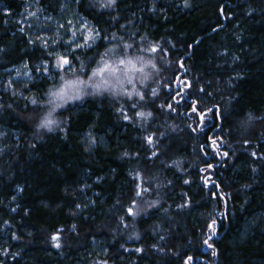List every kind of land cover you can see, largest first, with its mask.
<instances>
[{
    "label": "trees",
    "instance_id": "obj_1",
    "mask_svg": "<svg viewBox=\"0 0 264 264\" xmlns=\"http://www.w3.org/2000/svg\"><path fill=\"white\" fill-rule=\"evenodd\" d=\"M79 8L105 40L73 55L70 74L125 42L150 59L144 98L90 95L61 111V130L41 129L55 81L36 64L51 54L4 13L21 1L0 0V73L26 61L39 77L25 100L0 94L14 133L0 157V264H264V158L251 155L264 157V0Z\"/></svg>",
    "mask_w": 264,
    "mask_h": 264
},
{
    "label": "rangeland",
    "instance_id": "obj_2",
    "mask_svg": "<svg viewBox=\"0 0 264 264\" xmlns=\"http://www.w3.org/2000/svg\"><path fill=\"white\" fill-rule=\"evenodd\" d=\"M21 10L16 13L4 10V13L11 17L19 25L20 30L23 29V33L26 38L35 46L47 49L51 53L50 60H42L36 64L39 72L46 73V77L54 82L50 86L49 91L45 95L42 106L44 113L42 120L52 112V119L57 123L52 125V131L61 130L62 123L64 121L61 111H63L69 104H76L82 98L90 95L106 94L115 98H128L127 95L120 94V88L123 92H136L135 86L138 82L141 83L146 78L145 72L150 66L149 57H145L139 53L130 54L129 48H125L127 45L125 42L115 41L107 42L104 46V53L99 56V59L94 61L91 65H81V76L70 74L75 66L73 55L78 52L85 53L89 49L96 46L100 40H105L101 36L99 30L91 23V21L80 11V0H62L60 4L52 10L48 4H43L42 0H20ZM117 1V0H116ZM90 7L97 10H112L115 4L111 7H104L107 0H86ZM35 13L36 15H31ZM69 21L71 23L69 24ZM122 44H119V43ZM45 43L47 47H45ZM109 49H115V52H109ZM108 53L105 56V53ZM123 54H126L129 58L135 61L136 57H143L144 63L136 62V66L143 67L144 71L141 72H129L128 69L119 68L118 75H120L122 85H117L116 80L105 74V78L109 80L108 85L102 87L99 91L92 88L86 89L88 94L82 95L80 99H67L60 100L51 96L52 92H56L63 86L64 80L74 79L79 77L83 80H89L92 78V72L97 68L102 67V61L108 60L113 67H117V62L120 58H123ZM68 59L69 64L60 65L59 57ZM61 72L56 78V74L50 73V71ZM132 77V82L128 83V77ZM64 79H61V78ZM33 68L28 62H22L15 66L9 67L0 73V94H9L11 96H18L25 100L27 93L25 90L29 84L35 80H38ZM97 83L102 82V78L97 76L94 78ZM55 101L50 104L49 100ZM40 121V123L42 122ZM48 131L47 129H45ZM14 133L12 130L0 126V157L10 142V139Z\"/></svg>",
    "mask_w": 264,
    "mask_h": 264
},
{
    "label": "snow or ice",
    "instance_id": "obj_3",
    "mask_svg": "<svg viewBox=\"0 0 264 264\" xmlns=\"http://www.w3.org/2000/svg\"><path fill=\"white\" fill-rule=\"evenodd\" d=\"M115 2H116V0H107V3H105L103 6L104 7H111V6H113L115 4ZM221 14H223V9H221ZM31 15L35 16L36 14L32 13ZM70 23H71V21H69V24ZM21 31H23V29H21ZM44 46L47 47V44L45 43ZM124 47L125 48H130L132 46L131 45H124ZM108 51L109 52H115V49H109ZM151 51L155 52V51H157V49L155 47H152ZM107 55H108V53L106 52L105 56H107ZM58 59H59L60 65L69 64L68 59H66V58H64L62 56L59 57ZM136 62L144 63L143 57H139L138 56V57L135 58V61H134L132 58H129L126 54H123V58H120L118 60V62H117V67H113V65L110 64L108 62V60H103L102 61L103 66L97 68L95 71L92 72V78L91 79L86 81V80H83V79H81V78H79L77 76L74 79L64 80L63 86L60 87V89L58 91L52 92L50 95L53 96V97H56V98H58L60 100L80 99V98H82V95L88 94L86 92V89H88V88H92V89H94L96 91H99L102 87H104L106 85H108L110 87H114L113 85L109 84V80L107 78H105V74H108L109 76L113 77L116 80L117 85H122V81H121L120 75L117 74L118 71H119V68L121 66L123 68L128 69L129 72H141L142 73L144 71L143 67H139L138 68L136 66ZM153 67H154V65H153ZM181 67H183L182 64H181ZM97 76L102 78V82L101 83H97L95 81L94 78L97 77ZM61 79H64V78L62 77ZM131 82H132V77L129 76L128 77V83H131ZM120 94L127 95L129 99H131L133 95L138 96L141 100H143V98H144L143 95L141 93H139V92H127V93H125V92H123L122 87L120 88ZM32 103L35 104L36 101L32 100ZM49 103L53 104V103H55V101L50 99ZM132 107H135V104H133ZM169 107H171V106H169ZM192 111H193V114L197 115L200 120H203L205 114L203 113V111L201 109H199L196 106H193ZM138 115L141 118H147V116H150L151 113L145 114L143 112H140V113H138ZM51 117H52V112L50 111L48 113V115L42 120V122L40 123L39 127L41 129H47L48 131H52V125L56 124L57 122L55 120H53ZM125 118L127 119V117H125ZM202 130H203V128H201V131ZM193 131H196V129L193 128ZM145 139H146V141H147V143L149 145H152L154 143L153 138L151 136L146 137ZM212 144L215 145L216 141L213 140ZM217 154H220L218 149H217ZM125 155H127V153ZM153 155L155 156L156 153H153ZM222 155L224 157H227L228 153L224 152V153H222ZM251 155L254 158H264V157H257L255 152L251 153ZM184 182L185 183H189V181H187V180H185ZM204 183H205V185H208V183H209L208 179H205ZM137 195H141V193L137 192ZM152 206H155V205H152ZM184 206L185 205H181V207H184ZM77 207H79V205H77ZM135 207H136L135 202H133L132 206L127 209V214L128 215H136V214H138V213H134V211H133V209ZM13 211H15V209H13ZM215 225H216V221L215 220H213L208 225V230L211 233V235H209L208 238L204 240V244L207 245V247H209V248L213 247V243H210V241H212L213 236H215V234H216ZM73 229H75V225H73ZM52 239L58 241L60 239V237H59V235H56V236H53ZM55 247L59 248L60 244L56 243ZM137 251H140V249H137ZM212 254L216 255L215 251H213ZM191 262H193V258L192 257H188L187 261H185V264H191Z\"/></svg>",
    "mask_w": 264,
    "mask_h": 264
}]
</instances>
